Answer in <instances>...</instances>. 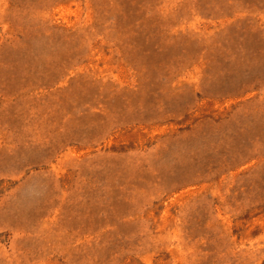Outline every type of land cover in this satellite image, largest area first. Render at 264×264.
Listing matches in <instances>:
<instances>
[{
	"label": "rangeland",
	"instance_id": "rangeland-1",
	"mask_svg": "<svg viewBox=\"0 0 264 264\" xmlns=\"http://www.w3.org/2000/svg\"><path fill=\"white\" fill-rule=\"evenodd\" d=\"M0 264H264V0H0Z\"/></svg>",
	"mask_w": 264,
	"mask_h": 264
}]
</instances>
